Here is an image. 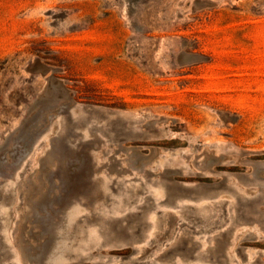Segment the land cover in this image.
Segmentation results:
<instances>
[{"label": "rangeland", "instance_id": "1", "mask_svg": "<svg viewBox=\"0 0 264 264\" xmlns=\"http://www.w3.org/2000/svg\"><path fill=\"white\" fill-rule=\"evenodd\" d=\"M0 264H264V0H0Z\"/></svg>", "mask_w": 264, "mask_h": 264}, {"label": "water", "instance_id": "2", "mask_svg": "<svg viewBox=\"0 0 264 264\" xmlns=\"http://www.w3.org/2000/svg\"><path fill=\"white\" fill-rule=\"evenodd\" d=\"M51 93H54V94H59V95H61L63 98H66L67 97V95H66V88L63 86V83H62V81L60 80V79H58V78H56V77H54V76H48V78H47V83H46V86H45V88H44V90H43V92H42V94H41V97H44V95H47V94H51ZM32 137V136H31ZM30 137V138H31ZM29 138V144H28V146H27V148H26V151H25V153H24V155L26 154V152L27 151H29L30 150V148H31V146H32V143H33V141H34V138H32V139H30ZM23 155V156H24ZM70 155H73V153H70L69 154V156ZM74 157L76 158V156H77V158L76 159H78V153L77 152H75L74 153ZM66 166H68V165H66ZM12 169V168H11ZM70 169V168H69Z\"/></svg>", "mask_w": 264, "mask_h": 264}]
</instances>
